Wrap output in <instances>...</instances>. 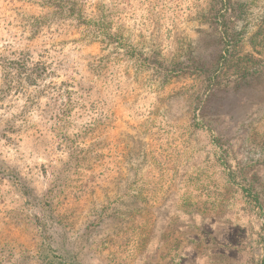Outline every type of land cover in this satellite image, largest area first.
Masks as SVG:
<instances>
[{"label": "rangeland", "instance_id": "1", "mask_svg": "<svg viewBox=\"0 0 264 264\" xmlns=\"http://www.w3.org/2000/svg\"><path fill=\"white\" fill-rule=\"evenodd\" d=\"M219 241L264 264V0H0V264Z\"/></svg>", "mask_w": 264, "mask_h": 264}, {"label": "crops", "instance_id": "2", "mask_svg": "<svg viewBox=\"0 0 264 264\" xmlns=\"http://www.w3.org/2000/svg\"><path fill=\"white\" fill-rule=\"evenodd\" d=\"M232 246L233 245H228L223 243L222 241L221 242L219 241L218 249L216 250V257H221L226 261H233L234 264H239L241 259L238 258L237 255L233 254L231 250L233 249L234 246L233 247ZM184 264H213V255L211 256V259L209 261L208 259L191 257L187 259Z\"/></svg>", "mask_w": 264, "mask_h": 264}]
</instances>
